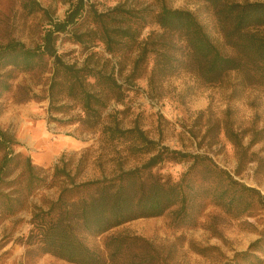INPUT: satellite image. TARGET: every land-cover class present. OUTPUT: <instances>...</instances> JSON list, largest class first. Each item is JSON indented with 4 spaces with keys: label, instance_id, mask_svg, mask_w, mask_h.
Listing matches in <instances>:
<instances>
[{
    "label": "trees",
    "instance_id": "1",
    "mask_svg": "<svg viewBox=\"0 0 264 264\" xmlns=\"http://www.w3.org/2000/svg\"><path fill=\"white\" fill-rule=\"evenodd\" d=\"M153 1L156 9L117 4L98 11L88 0H75L63 20L49 19L37 45L29 47L19 40L0 45V99L14 92L19 75L48 73L49 114L69 116L66 122L76 124L74 131L80 139H93L78 163L87 155L91 160L97 151L103 155L104 147L118 154L112 168H106L99 157L93 158L99 174L84 181H77L64 162V154L60 157L53 165V181L48 188L58 178L68 181L59 187L54 200L32 207L28 233L19 238L27 254H48L72 264H164L157 249L136 236H111L103 252L91 248L87 239L168 212L175 228H197L199 217L209 205L232 219L251 217L255 210L264 209L259 190L236 179L206 153L171 149L152 139L138 120L124 127L116 116L105 114L109 104H123L126 93L136 90L135 82L140 79L154 87L187 74L204 87H214L234 75L244 89L264 87V2L196 0L214 16L221 43L227 48L224 51L193 12L170 7V0ZM21 3L28 14L48 16L36 0ZM150 25L156 29L141 39ZM61 33L87 52L80 65L59 53L56 44ZM97 44L102 45L106 57L93 51ZM127 69L128 74L122 78ZM17 89L21 92L17 101L36 96L25 86ZM217 128L232 144L239 166L245 163L247 148L264 136V128L253 130L244 145L243 134L236 132L228 119H221ZM18 145L0 128L1 220L24 210L33 184L45 180L36 173L29 157H25L21 172V176L26 175L25 182L18 177L11 179L19 166L17 159L22 157L15 153ZM122 152L125 163L119 156ZM128 158L135 163L126 165ZM167 164H184L186 170L174 178L162 171ZM213 232L220 236L218 231ZM191 249L201 256L210 251L222 256L217 247L191 244ZM219 264H264V226L260 237L245 251H236Z\"/></svg>",
    "mask_w": 264,
    "mask_h": 264
},
{
    "label": "rangeland",
    "instance_id": "2",
    "mask_svg": "<svg viewBox=\"0 0 264 264\" xmlns=\"http://www.w3.org/2000/svg\"><path fill=\"white\" fill-rule=\"evenodd\" d=\"M39 6L47 10L48 16L41 13L28 14L22 8L21 0H0V45L10 40L22 41L33 47L40 42L42 33L48 28L49 19L63 20L65 13L75 0H36ZM236 2H264V0H234ZM98 11H105L117 4L128 8L149 6L156 9L153 0H88ZM169 6L193 12L212 38L213 42L227 51L221 43L214 16L203 2L196 0H170ZM85 28H82L83 31ZM148 26L141 34L145 39L151 30ZM56 47L64 53V59L78 65L85 58V52L79 45L71 42L66 33L59 34ZM99 56L106 57L101 44L93 49ZM128 74L124 70L121 77ZM48 73L22 74L14 82V92L7 93L0 99V128L9 132L19 143L14 147L20 153L17 159L19 166L11 176L18 177L24 183L26 175L21 176L25 157H29L39 177L44 182H35L26 207L19 213L1 220L0 217V264H72L48 254L28 253L19 240L26 236L30 228L28 221L33 206L43 205L54 200L59 187L68 180L58 178L54 186L51 175L53 165L64 154V162L68 163L70 173L77 181L89 180L99 174L98 167H93V158L99 157L106 168L116 167L118 154L104 147L103 155L93 154L81 158V152L93 143L89 136L80 139L74 129L76 124H69V116L49 114L47 100ZM136 90L127 92L123 104L111 103L105 114L116 116L124 127L131 126L138 120L148 135L160 141L161 145L171 149L206 153L215 163L230 172L242 183L259 190L264 198V136L260 141L247 148L246 160L238 165L237 155L232 144L218 131L217 123L228 119L236 132L243 134V144L247 145L253 130L264 128V87L244 89L238 86V78L230 76L225 83L214 87H204L193 77L180 74L163 80L154 87H149L145 79L135 82ZM17 86H25L35 93L28 101H17L21 94ZM75 112H73L74 114ZM34 127L44 129L46 139L51 144L48 148L50 159L37 163L39 153L45 150L35 138ZM62 141V142H61ZM66 141V142H64ZM68 143V144H67ZM64 145V146H62ZM97 148V145H96ZM123 147L121 148V150ZM0 152V160L2 158ZM122 157L125 152H122ZM126 162L122 158V162ZM136 160L128 158L126 165ZM124 162V163H125ZM78 165V168H77ZM186 170L184 164H167L163 172L177 178ZM20 178V179H19ZM171 213L156 218L137 219L120 225L99 237L87 239L88 245L96 250L104 251V243L111 236L129 235L150 242L159 252L164 264H219L224 258H232L234 252L245 251L247 247L260 237L264 226V209L255 210L251 217L232 219L218 208L209 205L198 219L197 228H175L171 223ZM214 230L220 236L214 234ZM191 244L199 248L217 247L222 256L216 252H208L201 256L191 249Z\"/></svg>",
    "mask_w": 264,
    "mask_h": 264
},
{
    "label": "crops",
    "instance_id": "3",
    "mask_svg": "<svg viewBox=\"0 0 264 264\" xmlns=\"http://www.w3.org/2000/svg\"><path fill=\"white\" fill-rule=\"evenodd\" d=\"M33 132H35V138L42 137V139L39 141V143H40V145H42V147L43 146L45 147L44 148L45 150H43L41 153H39V155H38L39 160L37 161V163H42V162L48 161V159H50L49 154H52V152H48L47 149L50 148V150H52V147H51V144L48 141V139H46L44 129H42L41 127H34ZM64 142H66V141H64ZM62 146H64V145H62Z\"/></svg>",
    "mask_w": 264,
    "mask_h": 264
}]
</instances>
